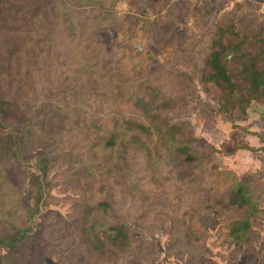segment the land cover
<instances>
[{
	"label": "rangeland",
	"instance_id": "374dc122",
	"mask_svg": "<svg viewBox=\"0 0 264 264\" xmlns=\"http://www.w3.org/2000/svg\"><path fill=\"white\" fill-rule=\"evenodd\" d=\"M239 5L264 16V0H8L3 5L0 63L10 60L13 78L7 86L0 66V91L34 119L44 140L30 148L29 163L0 158L9 182L0 195L6 203L0 219L33 229L28 250L0 247V253L12 255V264H29L26 254L34 246L47 264H264V101L253 102L247 118L237 113L233 123L220 112L216 88L207 89L200 75L205 44L199 41ZM94 72L103 77L102 86L90 94ZM157 116L188 126L198 140L205 176L195 175L192 185L179 179V162L159 148L156 133L147 140L150 155L135 142L105 144L119 134V123L151 127ZM52 120L54 132L48 131ZM246 145L256 151L238 148ZM40 147L52 167L40 181V212L31 216L37 163L32 157ZM232 150L237 152L229 155ZM235 179L249 182L261 210L240 242L231 232L243 215L226 204ZM100 202H108L110 210L93 211L89 218V205ZM94 221L126 222L132 244L99 256L81 233Z\"/></svg>",
	"mask_w": 264,
	"mask_h": 264
},
{
	"label": "trees",
	"instance_id": "16d2710c",
	"mask_svg": "<svg viewBox=\"0 0 264 264\" xmlns=\"http://www.w3.org/2000/svg\"><path fill=\"white\" fill-rule=\"evenodd\" d=\"M7 2L8 0H0V21L3 5ZM248 16L250 20L246 21ZM199 42L205 44L202 50V54H205V61L200 74L201 82L207 89L212 86L216 88L219 94L220 112L229 121L234 123L240 118L239 115H236L237 113L240 116L243 115L242 118H247L248 109L253 102L264 101L263 14H255L250 11V7L239 5L230 11L224 20L214 22L209 36L201 38ZM1 61L6 62L0 63V66L5 69L4 80L9 86L10 78L11 80L13 78L10 71V60L3 57ZM96 72L90 73L94 77L90 87L92 89L89 90L90 94L98 93L102 86L99 80H103V77ZM3 88L5 89V86ZM2 93L0 91V158L7 156L13 162L21 165L29 163L31 160L27 154L30 148L33 146L36 148L35 144L44 139H41L40 135L36 133L34 119L23 112L21 105L16 104V100H13L14 97ZM158 116L150 122L151 127L132 121L119 123V134L113 133L114 135H111V139L107 140L105 144L110 148H115L119 141L131 144L135 142L140 146V149L150 155L153 150L148 146L147 140L156 133L155 135L159 139V148L171 152L172 157L170 156V158H175L179 162V179L192 185L195 175L205 176V171L202 172L201 168L202 160L197 146L198 140L188 126L171 123ZM48 125V131L54 132L57 128L53 120ZM261 139L264 141V137L261 136ZM44 144L47 145V143ZM238 148L256 151L250 145ZM237 150H232L229 155L234 154ZM35 154V157L32 158H35L37 163L35 172L31 175L33 186L29 191V197L31 200H36V208L29 211L31 216L40 212L44 196L40 181L42 177L49 174L52 167V158L42 147L36 149ZM0 180L1 195L2 187L5 183H9L3 171H0ZM235 181L234 187L229 191L226 204L228 203L243 215L238 222L236 221L231 232L232 238L240 242L247 240L251 232L252 220L257 217L258 212L261 213V210L255 195L251 192L249 182L238 179ZM9 204L11 206V199H9ZM5 205L4 196H2L0 213L3 212L1 208ZM110 207L108 202L90 204L87 216L91 218L93 211L108 212ZM4 216L6 215H2L3 218ZM90 224L92 225L83 226L81 233L85 237L84 242L89 244L88 246L92 247L99 256H108L110 247H121L122 250H127L132 244V229L126 222L94 221ZM102 228H104V232H102ZM32 231L30 223L25 226L13 223L11 226L10 220L0 219V247L9 252L20 249L28 250ZM92 233L95 234V237H92ZM26 255L29 257V260L26 261L29 264H47L45 254L35 246ZM12 261V255L0 253V264H12Z\"/></svg>",
	"mask_w": 264,
	"mask_h": 264
}]
</instances>
